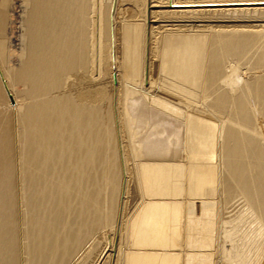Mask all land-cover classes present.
I'll use <instances>...</instances> for the list:
<instances>
[{
  "label": "bare ground",
  "instance_id": "bare-ground-1",
  "mask_svg": "<svg viewBox=\"0 0 264 264\" xmlns=\"http://www.w3.org/2000/svg\"><path fill=\"white\" fill-rule=\"evenodd\" d=\"M124 2L0 0V264H264V0Z\"/></svg>",
  "mask_w": 264,
  "mask_h": 264
},
{
  "label": "rangeland",
  "instance_id": "rangeland-1",
  "mask_svg": "<svg viewBox=\"0 0 264 264\" xmlns=\"http://www.w3.org/2000/svg\"><path fill=\"white\" fill-rule=\"evenodd\" d=\"M121 2H123V1H126V2H124V3H122L123 5H122V10L124 9L125 11L123 12L122 10H121V12H119V14H118V16H117V22H121V21H123V19L122 18H128V19H126V20H129V19H131V20H133V19H137L138 18V14L136 15L135 14V17L134 18H132L131 16H132V14H133V10L130 8L132 5L130 4V3H127V2H129V0H120ZM94 2H96V8L98 9V6H99V0H94ZM217 8H264V4H253V6H250V5H245V6H234V7H192V8H190V9H205V10H210V9H217ZM127 9H128V11H127ZM172 9H176V10H183L184 9V7L183 8H172ZM186 9V8H185ZM152 10H154V11H159V8H153ZM98 11H99V9H98ZM93 15H95V13L93 12L92 13ZM128 15L131 17H128ZM111 22V21H110ZM117 25H118V23H117ZM118 34L116 35V39H117V45L118 44H120L121 45V37H122V34H121V29L119 28V25H118ZM120 45H118V49H117V57H118V60H119V63H121V59H122V52H121V46ZM111 52H112V50H111ZM151 56V55H150ZM151 58V60L152 61H154V59H153V57H150ZM111 61V60H110ZM111 63V62H110ZM120 67L119 66H115V67H112L111 69H110V73L112 74V77H114V76H116V75H118V74H120ZM119 70V71H118ZM10 104H11V102H10ZM9 117V112L8 113H6V115H5V118H4V121H6V119ZM158 124V125H157ZM156 124V130L158 131L159 130V136H161V139H159V140H161V141H163L164 142V139H166L167 140V142H171L172 140H173V136H169V132L171 131L170 130V128H169V124L167 125L166 123H162L161 125H159V123H157ZM163 125V126H162ZM167 125V126H166ZM160 126V127H159ZM167 128V129H166ZM161 129V130H160ZM162 131V132H161ZM163 131H164V133H163ZM161 132V133H160ZM169 133V134H168ZM166 136V137H165ZM169 136V137H168ZM168 137V138H167ZM172 137V138H171ZM164 138V139H163ZM172 139V140H171ZM131 185V184H130ZM133 189V188H132ZM131 189V187H130V191H129V194H128V196H126L127 198H128V203H130L131 201H132V197H134L133 195H134V191ZM159 201H152L151 203H158ZM182 201H180V200H165V201H162L161 203H176V204H178V203H181ZM243 209L241 208L240 210H238V212H239V214H237L236 216H235V218L234 219H232L231 220V223H230V225H233V228H232V232H235L234 233V236L233 237H235V239H237L239 236H241L242 234H240V232H239V229H238V226H240L243 222L242 221H244V212H240V211H242ZM225 212H227L226 210H223V213H225ZM224 217H226L227 215H223ZM229 225V226H230ZM225 227L227 228L228 227V225H225ZM230 228V227H229ZM243 231H244V234L247 232V229L245 228V229H243ZM231 232V231H230ZM112 236H105V238H104V241L101 239V246H102V248L103 247H107V250H108V253H110V254H112L113 255V248L110 246V238H111ZM108 238V239H107ZM248 242H249V240L248 239H246V238H240L239 240H237V246L236 247H239L238 248V251H240V250H242V253H243V251H246L247 250V248H248ZM100 246V247H101ZM240 246H242L243 248H241ZM257 246H258V244H257ZM256 246V247H257ZM99 250V251H98ZM96 252H98L97 254H99V252H100V249H98ZM237 250H236V248H233V255H234V258L233 259H230V260H228L229 258H227V256H225V254L224 253H221L220 254V263H222V264H239L238 262H239V257L237 256V255H240V256H242V253L241 254H238L237 252H236ZM96 252H95V255H93V257H95L97 254H96ZM129 252H128V250H126L125 251V253L124 254H128ZM135 253V252H134ZM136 253H138L139 255H142L143 254V252H136ZM148 253H152V254H170V255H177L178 254V252H176V251H174V250H169L168 252H159V251H151V252H148ZM254 255L255 254H250L248 257H247V262L250 260V259H252V258H254Z\"/></svg>",
  "mask_w": 264,
  "mask_h": 264
}]
</instances>
